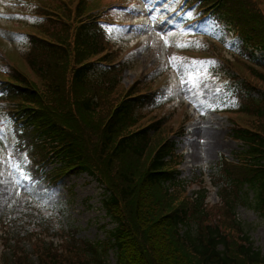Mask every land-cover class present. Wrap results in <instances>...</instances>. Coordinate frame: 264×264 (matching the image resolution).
I'll return each mask as SVG.
<instances>
[{
  "label": "trees",
  "instance_id": "1",
  "mask_svg": "<svg viewBox=\"0 0 264 264\" xmlns=\"http://www.w3.org/2000/svg\"><path fill=\"white\" fill-rule=\"evenodd\" d=\"M108 2L52 0L47 10L35 8L42 17L23 26L25 50L7 52L13 65H0V100L31 182L90 175L103 186L100 202L113 226L98 241L60 227L58 243L39 238L32 253L13 251L7 264H109V251L115 264H264L235 214L252 193L264 224V0L176 3L188 22L218 24L219 38L205 35L206 47L221 41L236 51L226 60L237 105L228 111L245 121L230 117L229 134L242 148L217 162L214 203L205 201L206 190L190 194L178 176L172 136L184 133V121L172 124L157 111L162 90L151 81L121 82L125 63L107 30L113 10L104 20L86 15Z\"/></svg>",
  "mask_w": 264,
  "mask_h": 264
},
{
  "label": "rangeland",
  "instance_id": "2",
  "mask_svg": "<svg viewBox=\"0 0 264 264\" xmlns=\"http://www.w3.org/2000/svg\"><path fill=\"white\" fill-rule=\"evenodd\" d=\"M47 1L52 0H0V65L9 58L7 52L25 50L27 42L19 26L28 25L31 20L24 17ZM174 3L128 0L107 30L115 49L121 50L119 59L127 64L121 82L151 80L164 95L157 111L172 124L184 121L185 132L172 136L181 156L178 176L190 194L206 190L205 201L212 203L217 200L211 183L217 162L222 157L233 160L242 148L229 132L230 117L239 122L244 117L225 112L237 106L226 63L236 51L223 42L206 47V34L219 38L218 24L211 17L197 25L185 24L182 13L171 9ZM189 38L194 41L189 43ZM3 108L0 101V264H7L13 251L32 253L39 238L58 243L63 226L75 228L84 239L105 240L113 223L101 206L103 186L84 172L67 174L55 186L47 179L32 184L14 155L16 136ZM251 197L252 193L245 199L248 204L236 206V218L246 244L264 254V224ZM108 257L109 264H115L114 252L109 251Z\"/></svg>",
  "mask_w": 264,
  "mask_h": 264
},
{
  "label": "snow or ice",
  "instance_id": "3",
  "mask_svg": "<svg viewBox=\"0 0 264 264\" xmlns=\"http://www.w3.org/2000/svg\"><path fill=\"white\" fill-rule=\"evenodd\" d=\"M173 60L175 59V57L172 58ZM182 83H184V81H182Z\"/></svg>",
  "mask_w": 264,
  "mask_h": 264
}]
</instances>
